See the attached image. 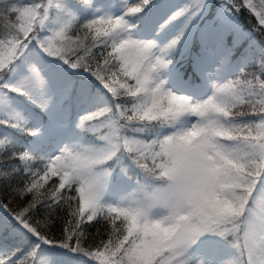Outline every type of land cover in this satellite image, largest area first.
Instances as JSON below:
<instances>
[{
  "label": "snow or ice",
  "instance_id": "1",
  "mask_svg": "<svg viewBox=\"0 0 264 264\" xmlns=\"http://www.w3.org/2000/svg\"><path fill=\"white\" fill-rule=\"evenodd\" d=\"M0 264H264V0H0Z\"/></svg>",
  "mask_w": 264,
  "mask_h": 264
},
{
  "label": "trees",
  "instance_id": "2",
  "mask_svg": "<svg viewBox=\"0 0 264 264\" xmlns=\"http://www.w3.org/2000/svg\"><path fill=\"white\" fill-rule=\"evenodd\" d=\"M254 4H259V0H253ZM241 20L243 21V23L245 24L246 27L251 28L253 25L256 24V18L254 17V15H250L248 10L246 9H242L241 11ZM239 51V50H238ZM254 68H250L249 71H254ZM230 79H232L233 77H229ZM57 180L56 177H53L49 180V184L55 182Z\"/></svg>",
  "mask_w": 264,
  "mask_h": 264
}]
</instances>
